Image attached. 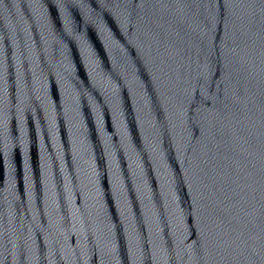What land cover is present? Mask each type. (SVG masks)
<instances>
[{
	"label": "water",
	"instance_id": "1",
	"mask_svg": "<svg viewBox=\"0 0 264 264\" xmlns=\"http://www.w3.org/2000/svg\"><path fill=\"white\" fill-rule=\"evenodd\" d=\"M0 264H264V0H0Z\"/></svg>",
	"mask_w": 264,
	"mask_h": 264
}]
</instances>
